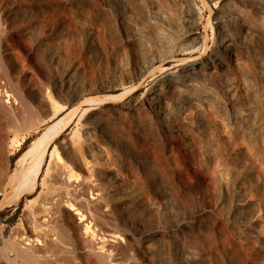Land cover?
I'll return each instance as SVG.
<instances>
[{
	"label": "bare ground",
	"instance_id": "6f19581e",
	"mask_svg": "<svg viewBox=\"0 0 264 264\" xmlns=\"http://www.w3.org/2000/svg\"><path fill=\"white\" fill-rule=\"evenodd\" d=\"M202 1L208 20L194 0H0V122L32 97L50 119L81 112L84 140L60 120L25 152L20 182L35 187L16 225L0 217V264H264V0ZM117 33L147 50L133 70ZM69 43L106 70L85 84L76 62L51 104L25 84L52 78L41 53L56 67ZM180 56L131 105L87 98L118 99Z\"/></svg>",
	"mask_w": 264,
	"mask_h": 264
},
{
	"label": "rangeland",
	"instance_id": "374dc122",
	"mask_svg": "<svg viewBox=\"0 0 264 264\" xmlns=\"http://www.w3.org/2000/svg\"><path fill=\"white\" fill-rule=\"evenodd\" d=\"M194 3L203 11H205L206 20L211 16V11H215V2H212L207 7L204 5L202 0H194ZM212 13V14H213ZM208 22L204 24L202 28V32L205 30L208 33V51L210 53L216 44L212 36L211 28H208ZM208 28V29H207ZM118 34V33H117ZM64 48V54L62 55L61 61L56 67L51 66L47 63L45 59V54L41 53V61H43V65L46 66L49 73H52V78L47 79H38L34 82H26L27 90H31L35 95H40V92H44L48 97H50L51 104L62 103L60 89L62 85H66L67 83V71L69 69H73L75 64H79L80 68L76 71L74 77L79 82H86L85 84L91 83V85L95 84L98 80V76L101 73H105L106 69H103L102 66L95 64L87 65L84 61V58L81 55L80 49L74 44H67L62 46ZM113 47L115 48V57L118 60V64L120 66H125L129 69H134L132 62L128 63V58H130L132 52L139 53L145 55L147 50L142 45L141 42L136 40H128L125 34L115 35ZM111 56V55H110ZM202 54L198 56L197 59H200ZM113 59V58H111ZM184 59L183 56L177 57L175 60L171 59L166 63L165 66H161L160 63H156L154 69L149 73V75L144 76L140 79L136 85L133 86L134 89L130 93L124 94L123 96L118 97V99H107L108 95H118L123 92L122 87H119L117 90L113 89L108 92H96L94 94L88 95V99H99L106 100L108 102H123L126 105L133 104V101L136 98H139L143 93L153 87L156 83L162 80L166 72H174L178 70L179 60ZM74 65V66H73ZM109 68L112 67L111 63L109 64ZM92 66V67H90ZM83 67V68H81ZM104 70V71H103ZM65 73V74H64ZM96 80V81H95ZM66 83L64 84L63 83ZM120 84V83H119ZM127 85V84H125ZM40 86V87H39ZM37 87V88H36ZM33 88V89H32ZM38 88H40L38 90ZM103 95V96H102ZM31 98V99H30ZM54 101V102H53ZM31 102V103H30ZM50 104V103H49ZM76 105V104H75ZM74 105V106H75ZM95 106H100V104H96ZM31 107V109L29 108ZM29 107L25 109L23 113H13V116L6 119L3 122H0V137L2 138V130L8 133L6 139V146L4 149L5 157H0V177L5 175V181H3L2 186L4 185L5 192L0 195V217L5 221L7 226L16 225L19 222V218L21 217V213L27 202V199H31V193H33L35 187V179L28 183H21V173L22 168L25 169L27 164L21 163L22 157L29 150L32 145V142L36 140L38 136H40L44 130L52 125L55 122L60 120L63 121L65 125V130L63 131L61 137H72L74 134V139L77 143L83 144L84 140L81 136L80 127L82 126L79 120V116L81 112H78L77 115L73 118V115L69 111H62L55 117L50 119L56 112L55 108H52L51 113L48 111V104H39L37 101H34L32 97H29ZM85 107V106H84ZM83 107V108H84ZM90 107L89 105L86 108ZM30 111V112H28ZM21 114V115H20ZM17 115V116H16ZM25 115V116H24ZM52 115V116H51ZM16 117V118H15ZM23 117V118H22ZM66 117V118H65ZM50 120H49V119ZM70 118V119H69ZM47 121H46V120ZM8 120V121H7ZM79 122V124L77 123ZM3 125V126H2ZM80 125V126H79ZM2 126V127H1ZM4 128V129H3ZM79 129V131H78ZM79 133H78V132ZM78 134H77V133ZM0 138V140H1ZM22 142V145L19 144ZM26 148V149H25ZM6 149V150H5ZM23 164V166H22ZM26 166V167H25ZM20 176V177H19ZM26 178L29 177V174L25 175ZM19 178V179H18ZM37 190L36 192L41 190L40 181L36 183ZM1 186V183H0ZM16 188V189H14ZM9 224V225H8Z\"/></svg>",
	"mask_w": 264,
	"mask_h": 264
},
{
	"label": "trees",
	"instance_id": "16d2710c",
	"mask_svg": "<svg viewBox=\"0 0 264 264\" xmlns=\"http://www.w3.org/2000/svg\"><path fill=\"white\" fill-rule=\"evenodd\" d=\"M26 149V148H25Z\"/></svg>",
	"mask_w": 264,
	"mask_h": 264
}]
</instances>
